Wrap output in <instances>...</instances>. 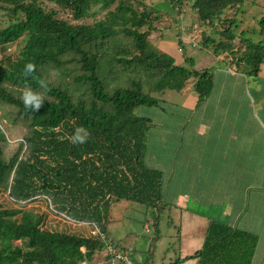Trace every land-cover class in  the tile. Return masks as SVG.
<instances>
[{
	"label": "trees",
	"instance_id": "16d2710c",
	"mask_svg": "<svg viewBox=\"0 0 264 264\" xmlns=\"http://www.w3.org/2000/svg\"><path fill=\"white\" fill-rule=\"evenodd\" d=\"M41 1L58 6L75 21L95 17L102 11L107 13L92 25L72 24L59 18L56 10L47 11ZM0 2L6 4L0 10L11 15L10 24L0 29V47L26 36L16 60H0V101L15 107L30 128L25 142L5 161L3 144L8 138L0 127V194L5 188L9 200L18 207L0 206V264L90 262L96 252L107 246L106 225L114 203L129 201L157 211L164 206L163 174L148 167L145 161L151 121L136 116L134 110L159 106L161 100L151 94L180 92L191 79H196L200 103L213 90V77L209 70H195L194 59L186 58L190 68L179 66L171 55L152 48L148 37L154 30L153 12H138L131 0ZM244 2L194 0L193 8L199 22L209 25L207 29L219 26L204 38L202 46L214 57L223 56L227 65L240 66L249 77H257L264 63V43L244 37L245 30L238 33V15ZM228 10H234V17H225ZM258 24L264 34V17ZM233 28L237 30L233 32ZM122 38L131 41L135 52L131 58L123 56L130 54V49L122 47ZM236 43H241V47ZM112 61L124 69L139 66L158 74L153 93H145L141 82L108 92L105 75L112 72ZM29 62L36 65V70L31 77H25L24 68ZM68 65L84 72L76 81L88 85V97L74 99L68 89L53 86L45 76L49 68ZM40 80L48 82L45 95L49 99L38 112L26 109L20 98L5 89L6 85L24 89L27 84L34 91L43 92ZM77 127H83L90 135L85 143L74 145L70 137ZM25 146L27 156L22 155ZM40 198L49 201L55 215H65L84 231L83 226L97 225L105 239L90 233L87 236L46 230L42 215L24 209ZM257 245V236L212 221L202 248L171 264L190 260L197 264H252Z\"/></svg>",
	"mask_w": 264,
	"mask_h": 264
},
{
	"label": "rangeland",
	"instance_id": "374dc122",
	"mask_svg": "<svg viewBox=\"0 0 264 264\" xmlns=\"http://www.w3.org/2000/svg\"><path fill=\"white\" fill-rule=\"evenodd\" d=\"M131 1L138 12H142L143 10L153 12L151 20L154 30L148 37L152 48H160L164 53H169L179 66L190 68L189 64L186 63V58H191L195 61L196 70L208 69L210 75L213 77L214 87L208 96L209 101L206 106L215 109L219 106L218 100L220 98V101L228 102V113L234 112L235 96L239 95V92L235 91L233 85L234 78L231 72L225 68V63L215 59L211 51L202 46L204 38L210 36L213 30L217 31L219 26L213 25L212 28L214 29L212 30L207 29L209 25L199 22L197 11L193 8L194 0H184L182 3L173 5H171L170 0ZM41 2L47 11L56 10L59 13V18L67 20L72 24L86 23L87 25H92L96 20L103 19L107 13L106 11H102L95 17L75 21L68 12L61 11L58 6L44 1ZM2 5L6 4L0 2V6ZM234 13V10H228L225 17H234ZM10 17L11 15L9 16L6 11L0 10V29L6 28L10 24ZM262 17H264V0H245L244 7L238 15V20L241 22L238 33L245 30L244 37L251 38L255 42L263 41L264 43V34L261 32L258 24ZM146 29L143 30L145 31ZM235 30L237 28H233V32ZM25 38L26 36L16 43L0 47V60H16L24 47ZM121 40L122 47L126 48L127 46L130 49V54L123 55L124 58H131L135 53L132 51L131 41L127 38H122ZM179 41H181V44H179ZM240 45L241 43H236V46L239 48L241 47ZM111 55L112 53L109 52V56L113 58ZM110 69H112V72L105 75L106 90L108 92H112L117 87H129L131 86V82H141L143 91L151 93L159 77L158 74H151L139 66L124 69L122 66L114 63V61H112ZM83 74L84 72L75 65H68L67 67L58 69L49 68L47 74L45 72V76L53 86L68 89L74 99L85 98L89 95L88 85L76 81V78L82 77ZM246 79L252 82L258 81L254 77ZM260 80L264 81V79ZM195 83L196 79H191L187 82L183 89V94L173 93L172 91L162 93L152 92V97L163 102L159 106H140L134 110L136 116L146 117L151 121L146 139V143L147 145L149 144L148 147L150 149L153 150L154 146L159 144L160 133L163 134V132L167 131L169 134L171 132V129L176 126L174 125L177 123L176 119L182 118L181 112L192 111V113H195L197 111V105L194 106L192 103V100L197 97L194 90ZM246 86L241 98V109L242 112L248 114L252 110L254 112L255 107L254 104H250V107H248L249 101H252L250 92L253 89H249L248 92ZM5 89L20 99L24 90L10 85H6ZM46 98L49 99L48 96ZM252 107L253 109L251 110ZM0 127L8 138L7 143L3 144L4 160L8 161L17 151L19 144L25 142V137L29 135V122L17 115L15 107L0 101ZM206 148L209 150L208 147ZM150 149L147 150L146 158ZM22 155H28L26 146L23 149ZM163 205V208L157 211L145 205L129 201L114 203L106 225L107 246L105 249L96 252L92 261L80 264H107L110 259L107 255L109 247L117 251L129 253L135 264H163L166 261H171V258H177L176 252L178 253L180 243L181 212L171 201H164ZM0 206L6 209H18L9 200L8 192L5 188L2 189L0 194ZM24 209L32 210L42 215L45 219L44 228L46 230L65 232L73 235H89L92 229V226L86 225L83 226L84 231L82 227L67 223L62 216L55 215L51 211L49 201L44 198L28 203ZM193 209L207 212V208L203 206L195 209L194 205ZM226 209L225 207L221 209L217 206L210 213H212L213 217H220L223 221L225 220L224 213L227 212ZM16 244H20V242Z\"/></svg>",
	"mask_w": 264,
	"mask_h": 264
},
{
	"label": "crops",
	"instance_id": "0c3cea01",
	"mask_svg": "<svg viewBox=\"0 0 264 264\" xmlns=\"http://www.w3.org/2000/svg\"><path fill=\"white\" fill-rule=\"evenodd\" d=\"M215 59L224 61L223 56ZM224 63L234 78L235 91L239 92L234 112L228 113V102L220 98L218 107L209 108L206 106L209 97L199 103L196 93L192 103L197 105V111L181 112L182 118L176 119L171 132L160 133L159 144L153 150L147 149L150 151L145 156L146 164L163 174V200L171 201L181 212L178 257L163 264L184 259L201 249L212 221L257 236L252 264H264V128L253 116L256 113L264 121V81L260 80L264 79V63L254 77L258 81L253 82L247 81L249 76L240 66ZM245 85L248 92L253 89L248 107L250 104L255 107L248 114L241 109ZM172 92L183 94V90ZM194 205L195 209L207 208V212L194 210ZM217 206L227 208L223 221L210 213Z\"/></svg>",
	"mask_w": 264,
	"mask_h": 264
},
{
	"label": "clouds",
	"instance_id": "9594fccd",
	"mask_svg": "<svg viewBox=\"0 0 264 264\" xmlns=\"http://www.w3.org/2000/svg\"><path fill=\"white\" fill-rule=\"evenodd\" d=\"M36 70V65L34 63H27L24 68L23 75L25 77H31ZM40 87L43 89L41 91H34L29 85H25L24 90L21 94V100L24 107L32 112H38L44 105L46 100V92L48 91V82L45 80H40ZM254 118L257 120V123L264 128V121H260L256 113L253 114ZM83 133V135H81ZM90 133L87 132L83 127H77L70 137V142L72 144H83L87 141Z\"/></svg>",
	"mask_w": 264,
	"mask_h": 264
},
{
	"label": "built area",
	"instance_id": "2783aa9c",
	"mask_svg": "<svg viewBox=\"0 0 264 264\" xmlns=\"http://www.w3.org/2000/svg\"><path fill=\"white\" fill-rule=\"evenodd\" d=\"M62 218L67 223L69 222V223H72L74 225H77V224L79 225V223L73 222L71 219H69L65 215H63ZM90 234L95 238L101 237V238L105 239V235L101 232V230L99 229V227L97 225H92V229L90 231ZM107 255L110 258L109 262L107 264H135L129 253L117 251L111 247L108 248V254Z\"/></svg>",
	"mask_w": 264,
	"mask_h": 264
}]
</instances>
